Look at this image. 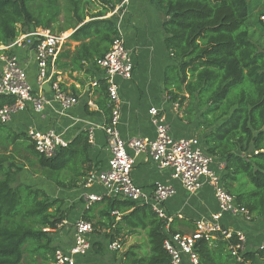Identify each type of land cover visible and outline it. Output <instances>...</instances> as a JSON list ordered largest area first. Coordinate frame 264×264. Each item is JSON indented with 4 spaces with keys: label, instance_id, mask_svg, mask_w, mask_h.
Listing matches in <instances>:
<instances>
[{
    "label": "trees",
    "instance_id": "trees-1",
    "mask_svg": "<svg viewBox=\"0 0 264 264\" xmlns=\"http://www.w3.org/2000/svg\"><path fill=\"white\" fill-rule=\"evenodd\" d=\"M124 1L0 0V45L36 28L56 34L71 31L68 39L77 46L57 55L56 70L85 71L94 77L101 73L97 60L118 37L116 21ZM149 7L161 16L163 47L171 61L163 73L165 94L199 131L205 154L224 163L221 184L235 205L252 220L264 219V0H149ZM96 85L101 93L106 90V80ZM10 102L1 98L0 106ZM103 102L101 109L110 113L108 98ZM87 140L81 132L45 157L26 133L0 124V264L51 262L58 249L53 234L69 229L58 226L70 208L19 177L25 172L67 190L83 186L93 169ZM92 207L88 211L96 208L97 222L88 213L82 218L108 231L104 247L94 244V255L109 253L108 242L127 236L141 240L115 252L111 264H171L163 248L164 222L148 205L105 198ZM170 231L176 233L172 223ZM237 244L235 234L202 239L194 252L199 264L264 261V247L232 255Z\"/></svg>",
    "mask_w": 264,
    "mask_h": 264
},
{
    "label": "built area",
    "instance_id": "built-area-1",
    "mask_svg": "<svg viewBox=\"0 0 264 264\" xmlns=\"http://www.w3.org/2000/svg\"><path fill=\"white\" fill-rule=\"evenodd\" d=\"M123 15V11L118 13L116 21L118 37L112 41L105 56L96 62V65L103 71V79L106 80V94L111 110L109 122L104 127L91 125L87 129L89 142H92L95 127L104 132L109 157L107 167L91 171L83 187L99 186L103 192L100 195L84 194L82 209L83 211L88 210L93 204L105 198L126 201L137 206L148 205L151 211L164 222L163 248L170 256L171 264H199L197 254L194 252L196 242L202 239L210 241L215 234H220L223 239H228L235 234L238 244L232 248V255L237 256L238 251L246 250L244 234L240 231H229L222 228L219 221L226 214L245 222H250L251 217L245 209L237 207L233 198L224 191L220 177L224 163L205 154L198 138L173 139L170 135L171 126L164 111L155 107L148 111L150 122L155 128L153 140L142 138L123 140L120 137L118 125L121 101L116 79L128 80L133 72L131 53L125 46L121 27ZM260 20L264 22V16H261ZM65 39V34H56L48 29L36 28L18 35L7 45H0L2 64L0 99L12 100L0 106L1 125H7L13 116L26 109L38 114L51 109L55 115L59 116V114L64 115L77 104V99L63 92L59 86V80L54 77L58 72L55 60ZM28 48L33 52L36 66V89H33L28 81L25 66L13 54L14 49ZM45 85L49 86L51 92L49 98L43 92ZM173 107L177 109L178 105L174 103ZM26 135L33 143L35 151L45 157L53 156L58 149L68 145L53 129L38 131L29 127ZM128 149L132 150L136 156L146 154L160 171L170 170L171 178L179 182L188 194L198 192L204 185L211 187L218 207L217 212L212 214L208 221H197L190 234L172 233L170 231L172 218L166 214L164 204L175 196V188L155 183L152 191L147 193L136 186L131 178L134 160L128 154ZM112 214L118 216L117 213ZM64 226L72 228V245L68 249H56L49 264H88L86 259L92 250V224L79 217L71 225H68L67 220L63 221L58 229ZM263 247L264 244L259 246V248ZM106 250L111 253L122 251V241L117 239L108 242Z\"/></svg>",
    "mask_w": 264,
    "mask_h": 264
},
{
    "label": "crops",
    "instance_id": "crops-1",
    "mask_svg": "<svg viewBox=\"0 0 264 264\" xmlns=\"http://www.w3.org/2000/svg\"><path fill=\"white\" fill-rule=\"evenodd\" d=\"M122 11L124 15L121 27L125 46L131 53L133 72L128 80L116 79L121 101L118 125L120 137L123 140L131 138L153 140L155 128L151 124L148 114L152 107L164 111L171 126L170 135L173 139L195 137L194 125L183 119L182 112L179 108L173 107L174 102L169 100L163 88L164 69L171 64V61L163 47L164 34L160 28L161 16L149 7V0H125ZM71 33V31L62 33L66 35V39L59 49V54L65 50L73 52L77 46V43L68 39ZM13 54L25 66L28 81L32 88L36 89V66L32 50L30 48L14 49ZM1 66L0 62V70ZM54 77L59 80V86L63 92L77 99V104L66 111L64 115L59 114V116L55 115L51 109L46 110L43 114L26 109V111L13 116L10 123L5 125L6 127L15 133H26L29 127L38 131L53 129L69 144L81 132H86L88 135L87 129L91 125L104 127L108 124L110 113L108 110L101 109V107H105L103 101L107 99L106 90L101 93L100 86L96 85L99 80L103 79L102 70L94 77L86 74L85 71L71 74L59 71ZM43 92L47 98L51 96L48 85L44 86ZM92 137V142L87 140L90 144L89 159L93 165L92 171L105 169L109 154L106 151L104 132L95 127ZM127 152L134 160L131 178L136 186L147 193L152 191L155 183L170 185L175 188V196L164 204L166 214L172 218V230L174 232L190 234L193 232L197 221H208L211 219V215L217 212L218 207L211 187L204 185L198 192L188 194L179 182L171 178L170 170L160 171L146 154L136 156L130 149ZM34 180L38 181L39 187L47 192L54 189L55 193L51 194L53 198L64 200L65 207L70 208L67 218L68 225H71V218L82 217L85 213L95 217L94 224L97 222L96 208L90 213L88 210L83 211L82 197L88 193L102 194L101 187L85 188L80 186L67 190L57 188L53 184L40 181L37 178ZM95 204L93 205L95 206ZM116 219L118 220L119 217L117 216ZM219 223L224 229L240 231L244 234L246 238L245 251L253 252L264 244V223L262 220L251 219L250 222H245L240 218H232L226 214L221 217ZM96 228L97 232L102 235L96 238L99 239L98 241H94L91 235V244L93 246L96 242H101L104 247L107 242L105 233L108 231L99 226ZM71 229L70 227L61 232V236L64 238V240L62 239V249H68L72 245ZM221 238L220 234H215L211 241ZM119 239L122 241L123 249L135 245L141 240L127 236ZM97 257L93 252H90L86 259L87 263L111 264L99 260ZM253 264H264V261L256 260Z\"/></svg>",
    "mask_w": 264,
    "mask_h": 264
},
{
    "label": "rangeland",
    "instance_id": "rangeland-1",
    "mask_svg": "<svg viewBox=\"0 0 264 264\" xmlns=\"http://www.w3.org/2000/svg\"><path fill=\"white\" fill-rule=\"evenodd\" d=\"M180 109V111L182 112V108H179ZM195 131V130H194ZM195 137L197 138V137H199L200 135V133H199V131H195ZM20 181H23V182H26V183H29V184H35L36 186H38V181H36V180H34V179H36V178H31L28 174H26L25 172H23V173H21V175H20ZM31 179H33V181L31 180ZM38 180H40V179H38ZM40 181H42V180H40ZM43 182H45V181H43ZM47 182V181H46ZM50 183V182H49ZM52 184V183H51ZM54 186V185H53ZM39 188H41V187H39ZM50 194H54L55 193V190L53 189V190H49L48 191ZM71 208H73V207H71ZM76 218V217H75ZM75 218L73 217V218H71V220H70V224H72L73 222H74V220H75ZM262 221H263V223H264V219H262ZM95 230L93 231V234H92V237H93V239H94V241H98L96 238L97 237H101V235L102 234H99L98 232H97V228H94ZM64 230V229H63ZM65 231V230H64ZM60 232V233H59ZM59 232L58 233H56V234H53V244L57 247V248H63V245H62V239L64 240V238H62V234H61V232H62V230H59ZM100 235V236H99ZM96 246H94L93 245V248H92V251H95L96 250ZM120 252H118V253H116L117 255L119 254ZM116 254H114V253H111V252H109V253H104V254H102L101 256H98L97 257V259H99V260H103L104 262H106V263H111V261H112V259H113V257H115L116 256Z\"/></svg>",
    "mask_w": 264,
    "mask_h": 264
}]
</instances>
